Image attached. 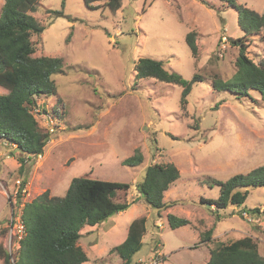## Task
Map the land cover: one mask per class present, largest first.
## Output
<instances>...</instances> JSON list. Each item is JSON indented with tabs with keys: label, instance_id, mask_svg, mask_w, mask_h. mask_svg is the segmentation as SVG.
<instances>
[{
	"label": "rangeland",
	"instance_id": "1",
	"mask_svg": "<svg viewBox=\"0 0 264 264\" xmlns=\"http://www.w3.org/2000/svg\"><path fill=\"white\" fill-rule=\"evenodd\" d=\"M237 1L264 13V0ZM104 3L90 9L84 0H40L30 12L46 27L32 36L34 55L62 57L64 73L52 76L57 94L35 96L31 107L40 128L50 133L44 152L28 156L0 138V225L7 228L25 202L46 190L64 196L74 177L86 175L131 185L115 198L129 202L128 210L82 228L80 244L89 256L84 264H123L111 249L141 216L147 218V232L131 264H204L216 246L244 236H252L264 256V186L250 189L241 206L219 210L200 203L202 197L219 195L217 185L206 184L209 178L224 181L264 165V98L253 90L238 97L212 82L232 79L237 72L239 47L230 38H241L257 64L264 60V28L246 33L238 11L221 0H123L115 13ZM191 30L197 32L196 58L186 42ZM141 57L162 60L187 79L195 73L203 79L182 105L180 84L136 78ZM7 92L0 86V93ZM137 148L143 163L125 165ZM156 162H174L181 172L165 193L166 201L181 202L161 215L136 187L146 167ZM245 207L259 211L242 213ZM169 213L191 223L171 228ZM212 228L211 240L202 242L201 233ZM15 231L0 230V244L12 254V264L20 248Z\"/></svg>",
	"mask_w": 264,
	"mask_h": 264
},
{
	"label": "trees",
	"instance_id": "2",
	"mask_svg": "<svg viewBox=\"0 0 264 264\" xmlns=\"http://www.w3.org/2000/svg\"><path fill=\"white\" fill-rule=\"evenodd\" d=\"M40 0H4L0 13V86L8 90L0 93V138L16 145L21 153L37 156L44 152L50 140V133L42 130L32 110L36 104L35 96L56 95L57 84L52 76L64 73V60L58 56H35L34 34L40 35L46 27L32 11ZM98 1L84 0L90 9L101 8ZM227 7L238 11V22L246 33L258 32L264 28V13L238 3L237 0H221ZM123 0H105L104 5L112 12L122 7ZM57 15L63 11H55ZM70 33L67 38L71 37ZM196 30L186 34V42L194 58L198 56ZM239 47L236 60L238 67L232 79L213 78L217 90H230L238 97L249 96L257 91L264 98V60L257 64L246 52V44L241 38H230ZM136 78H155L159 81L183 86L181 104L187 103L193 84L201 81L195 73L191 79L185 78L174 69L166 68L163 61L141 57L135 63ZM21 167L24 157L20 158ZM144 161L142 151L135 153L123 163L138 166ZM181 172L174 162H156L146 167L144 176L136 183L140 195L152 207L161 211L179 204L178 199L166 201L165 192L180 178ZM23 181L19 192L25 187ZM209 186L220 188L218 197L201 198V204L214 205L226 209L229 205L241 206L247 199L250 189L264 186V165L255 167L247 173H237L227 180L209 178ZM130 183L112 181L90 176L74 177L64 196H52L49 190L25 202L22 220L25 234L20 240L16 264H84L89 260L87 252L80 244L81 230L86 225L100 224L110 217L128 210L130 203L118 201L119 191H126ZM259 208H241V212H258ZM215 212V210H214ZM216 214V213H215ZM218 215V214H217ZM171 228L187 226L191 220L173 213L168 214ZM147 232V218H134L128 225L125 239L114 246L124 261L131 264L135 253L141 250ZM213 228L201 233L202 242L211 240ZM12 254L0 244V258L5 264H12ZM204 264H264V256L252 236H244L228 243H221L210 252Z\"/></svg>",
	"mask_w": 264,
	"mask_h": 264
},
{
	"label": "built area",
	"instance_id": "3",
	"mask_svg": "<svg viewBox=\"0 0 264 264\" xmlns=\"http://www.w3.org/2000/svg\"><path fill=\"white\" fill-rule=\"evenodd\" d=\"M21 188V187H20ZM25 187L22 188V190H24ZM21 190V191H22ZM9 230V228H13L16 229V233L19 237V241L21 240V238L23 237V235L25 234V228H24V223L22 220V212H17V214L15 212L12 213L10 219L6 222V226ZM7 228H3L0 225V230H7Z\"/></svg>",
	"mask_w": 264,
	"mask_h": 264
},
{
	"label": "crops",
	"instance_id": "4",
	"mask_svg": "<svg viewBox=\"0 0 264 264\" xmlns=\"http://www.w3.org/2000/svg\"><path fill=\"white\" fill-rule=\"evenodd\" d=\"M166 193V192H165ZM127 234V233H126Z\"/></svg>",
	"mask_w": 264,
	"mask_h": 264
}]
</instances>
